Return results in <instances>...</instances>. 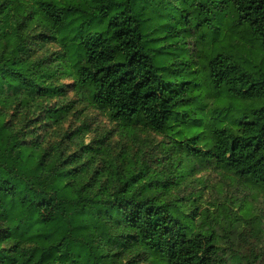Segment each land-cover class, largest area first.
I'll return each instance as SVG.
<instances>
[{
	"label": "trees",
	"instance_id": "trees-1",
	"mask_svg": "<svg viewBox=\"0 0 264 264\" xmlns=\"http://www.w3.org/2000/svg\"><path fill=\"white\" fill-rule=\"evenodd\" d=\"M181 1L0 0V264H240L164 198V175L68 121L92 106L125 136L170 138L180 177L212 162L264 192V69L243 60L264 52V0H219L215 41L202 0Z\"/></svg>",
	"mask_w": 264,
	"mask_h": 264
},
{
	"label": "rangeland",
	"instance_id": "rangeland-1",
	"mask_svg": "<svg viewBox=\"0 0 264 264\" xmlns=\"http://www.w3.org/2000/svg\"><path fill=\"white\" fill-rule=\"evenodd\" d=\"M202 2L206 5L205 12L194 14L195 18L203 19L206 23L200 32L214 41L223 40L226 31L229 30L226 18L230 14L226 3L219 0H202ZM171 4L181 9L186 3L173 0ZM176 20L178 22L179 16H176ZM178 27L180 28V25ZM55 48L57 45L52 46V49ZM249 49L251 46L248 45L244 52L247 58L243 60L264 69V52L258 50L251 53ZM62 81L69 83L68 97L69 100L75 101L72 79ZM206 103V110H216L222 106L218 104L214 95L208 96ZM68 121L74 126L87 124L85 143L104 138L110 155H124L127 167L130 166L136 172L145 170L154 176L164 175L166 184L172 185L170 196L164 198L168 201L178 200L183 210L191 215L195 228L214 230L218 245L230 257L235 254L241 257L240 264H264V192L262 190L248 185L240 177L217 167L212 162L193 166L188 174L180 177L176 174L178 168L176 167V170L172 163L174 160L173 155L170 154L172 150L170 146H166L170 144V138L144 129H140L135 136H125L104 112L92 106L84 107L75 102ZM171 134L180 141L184 136L177 129ZM180 169L183 170L184 167Z\"/></svg>",
	"mask_w": 264,
	"mask_h": 264
}]
</instances>
